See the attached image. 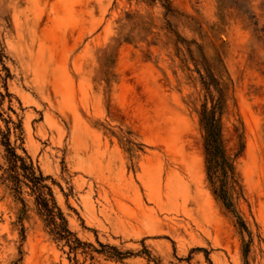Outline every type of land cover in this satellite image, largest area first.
<instances>
[{
  "label": "rangeland",
  "instance_id": "374dc122",
  "mask_svg": "<svg viewBox=\"0 0 264 264\" xmlns=\"http://www.w3.org/2000/svg\"><path fill=\"white\" fill-rule=\"evenodd\" d=\"M170 1L0 0L10 115L88 244L54 240L0 171V264H264V0ZM204 82L237 215L207 176Z\"/></svg>",
  "mask_w": 264,
  "mask_h": 264
},
{
  "label": "trees",
  "instance_id": "16d2710c",
  "mask_svg": "<svg viewBox=\"0 0 264 264\" xmlns=\"http://www.w3.org/2000/svg\"><path fill=\"white\" fill-rule=\"evenodd\" d=\"M147 1L159 2L165 8L167 14L173 13L170 0ZM3 58L4 54L0 50V63L2 64ZM3 68L9 73L4 64ZM9 77L10 74L5 77L0 74V148L3 150L4 161V163L0 162L1 178L4 182L10 184L11 189L19 197L23 195L24 189H28L30 196L35 199L38 214L44 219L46 227L54 240L64 242L73 253H77L80 249L88 248V244L82 242L70 229L68 219L57 203L52 185L49 184V181L54 184V179L44 175L24 148L22 121L20 119L16 121L10 115V112L15 115L17 113L12 106L13 96L8 90ZM209 84V82H204L210 93ZM2 88L5 89V93L1 91ZM209 96L208 99H210L212 106L209 108L206 102L201 112L207 176L214 195L237 215L231 197V189L238 184V176L235 160L228 154L224 141L223 124L220 117L222 101L221 99L215 100L211 93ZM6 101L8 103L7 110L4 109ZM238 218L242 227L247 229L242 219L239 216ZM102 247L113 251L110 256L112 258L119 260L126 258L127 254L120 252L116 247L108 245H102ZM99 253L105 254L106 252Z\"/></svg>",
  "mask_w": 264,
  "mask_h": 264
}]
</instances>
